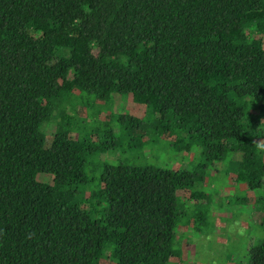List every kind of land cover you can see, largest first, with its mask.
Returning <instances> with one entry per match:
<instances>
[{"label":"trees","instance_id":"obj_1","mask_svg":"<svg viewBox=\"0 0 264 264\" xmlns=\"http://www.w3.org/2000/svg\"><path fill=\"white\" fill-rule=\"evenodd\" d=\"M114 93L137 111L95 118ZM114 119L198 159L103 160ZM222 165L264 211V0H0V264H187ZM262 236L234 264H264Z\"/></svg>","mask_w":264,"mask_h":264},{"label":"rangeland","instance_id":"obj_2","mask_svg":"<svg viewBox=\"0 0 264 264\" xmlns=\"http://www.w3.org/2000/svg\"><path fill=\"white\" fill-rule=\"evenodd\" d=\"M129 103L127 95L114 93L107 106L102 103L95 106L94 117L102 119L113 111V108L121 112L137 111L138 105ZM90 108L93 110L92 104ZM59 112L56 111L55 114L57 115ZM84 113L89 114V111L84 109ZM59 120L60 117L55 116L44 124V131L49 141L52 140L57 130ZM112 126L119 137V145H116L115 149L109 148L106 153H103V160L114 158L112 160L117 159V162L177 168L190 163L189 158L196 159L197 157L198 159L196 151L187 154L186 151H180L163 140L157 144L145 145V140L142 138L144 143L137 141L134 146H131L124 137V134L127 133L126 126L122 130L117 119L113 120ZM137 133L139 134L138 131ZM233 174L234 171L230 166L222 165L217 172L212 170L210 177L206 180L204 187L210 194L211 219L192 222V229L187 228L185 232L179 233L176 240V246L182 248L187 264H234L237 257L242 256L243 248H247L249 238L254 237L256 240L263 237L264 211L237 199L236 195L243 196L244 193L232 183L230 178ZM38 179L53 182L52 176L49 174L41 173ZM244 196L246 197L248 194ZM190 205L193 206V204ZM103 264H112L108 255L106 263Z\"/></svg>","mask_w":264,"mask_h":264}]
</instances>
